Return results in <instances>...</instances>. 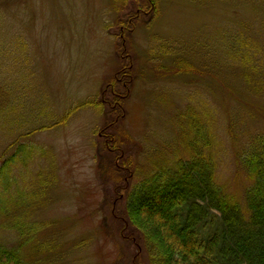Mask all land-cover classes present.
Masks as SVG:
<instances>
[{"label": "rangeland", "instance_id": "1", "mask_svg": "<svg viewBox=\"0 0 264 264\" xmlns=\"http://www.w3.org/2000/svg\"><path fill=\"white\" fill-rule=\"evenodd\" d=\"M139 4L0 0V164L20 143L44 152L20 149L29 151L30 194H17L15 206L30 208L34 240L45 245L32 264H149L125 215L126 188L136 181L130 171L138 162L140 177L160 150L181 144L182 126L191 133L180 116L188 105L210 108L218 179L242 198L247 178L235 136L244 141L239 132L247 126L237 118L238 85L221 73V42L241 25L257 33L264 0H154L148 11ZM231 116L239 120L234 132ZM112 119L116 127L107 124ZM110 146L121 150L122 171L105 180L101 162ZM18 239L15 229L0 227L1 243Z\"/></svg>", "mask_w": 264, "mask_h": 264}, {"label": "trees", "instance_id": "2", "mask_svg": "<svg viewBox=\"0 0 264 264\" xmlns=\"http://www.w3.org/2000/svg\"><path fill=\"white\" fill-rule=\"evenodd\" d=\"M139 2L138 11L155 7L154 0ZM263 23L264 18L255 34L241 25L233 34L223 35L221 42V73L222 69L227 70L238 85L242 95L238 107L242 108L243 116L240 119L237 114V118L247 126L239 132L245 134L244 141L240 140V134L235 136L240 148L236 153L237 162L247 178L242 194L239 193L242 198L226 189L218 179L215 151L218 141L212 115L210 108L201 111L199 105H188L180 112V116L188 118L191 132L184 134L187 127L182 126L181 144L174 146V150L168 147L160 150L159 158L148 160V170H142L140 177L136 176L138 162L133 172L130 171L136 181L126 188L125 215L129 229L136 232L135 241L139 240L138 236L142 239L149 264H264V126L258 130L250 127L253 119L262 120L264 124ZM182 58L176 56L175 60L179 63ZM94 102H81L75 107ZM95 105L99 106L100 102ZM7 110L12 112L14 107L8 105ZM191 113L193 117H189ZM200 117L204 118L203 124ZM230 118L228 128L234 132V123L239 120ZM12 121L8 118V123ZM116 123L115 119L107 122L112 126ZM38 147L20 143L0 164V218H5L0 227L15 229L19 238L15 245L0 242V264L42 261L40 253L45 245L34 240L35 227L29 223L30 208L15 206L17 194L23 198L30 194L24 184V178L28 179L27 174L31 173L24 160L29 151L20 149L36 150V157H41L44 152L37 150ZM104 154L101 175L105 173V180L116 174L119 177L122 171L120 148L106 147ZM118 227L116 222L117 231ZM31 241H35V245H31ZM29 246L32 261L26 251ZM80 263L83 264L82 260Z\"/></svg>", "mask_w": 264, "mask_h": 264}]
</instances>
